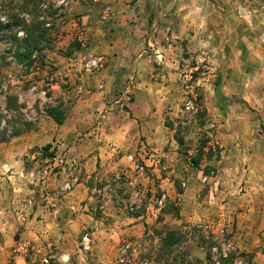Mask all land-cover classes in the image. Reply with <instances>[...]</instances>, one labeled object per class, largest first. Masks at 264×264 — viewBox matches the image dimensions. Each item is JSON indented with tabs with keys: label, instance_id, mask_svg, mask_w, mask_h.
<instances>
[{
	"label": "rangeland",
	"instance_id": "1",
	"mask_svg": "<svg viewBox=\"0 0 264 264\" xmlns=\"http://www.w3.org/2000/svg\"><path fill=\"white\" fill-rule=\"evenodd\" d=\"M75 3L0 0L4 25L0 30V142L19 132L16 123L37 122L50 107H58L65 118L62 106L71 101L77 104L79 97L72 95L68 73L78 65L69 63L87 50L88 42L79 20L70 15ZM179 6L189 11L182 17L187 26L182 33L177 31V37L156 44L164 59L148 57L146 45L135 53L134 61L148 67L152 82L160 85L154 91L156 100L163 84L171 95L165 102L166 123L181 139L182 159L174 174L157 177L137 161L138 172L116 177L115 192L127 198L130 213L141 214L150 194L157 208L154 213L151 210V220L138 236L120 242L118 263L221 264V257L234 253L233 264H264V217L249 206L253 194L243 188L253 179L245 175L241 182L223 169L228 166L225 161L230 168L243 169L254 163L255 154L264 152V0H181ZM37 23L47 29L40 44L46 48L34 53L31 65L21 63L18 46L27 38V29ZM9 24L14 26L6 27ZM79 42L82 47L77 49ZM107 57L102 52L82 54L81 70L75 72L101 71ZM98 58L99 65L89 69L87 63ZM169 70L177 73L175 78ZM129 84H136L135 79L133 84L128 79ZM204 142V155L197 165L193 159ZM48 156L42 152L37 170L42 181ZM4 167L0 146L1 175ZM237 184L242 188L226 189ZM163 186L175 188L176 196L168 195ZM8 227L9 233L13 227ZM169 229L182 235L171 249L164 242ZM210 253L213 263L207 257ZM0 264L17 262L13 255L0 253Z\"/></svg>",
	"mask_w": 264,
	"mask_h": 264
},
{
	"label": "crops",
	"instance_id": "2",
	"mask_svg": "<svg viewBox=\"0 0 264 264\" xmlns=\"http://www.w3.org/2000/svg\"><path fill=\"white\" fill-rule=\"evenodd\" d=\"M180 3L76 0L70 15L77 17L88 42L87 50L69 63L78 65L68 73L72 95L79 97L77 104L62 106L66 117L61 124L43 110L37 122L16 123L19 132L0 142L5 166L4 175L0 173V239L6 237L0 253L13 255L17 264H120V242L138 236L149 224L151 210H157L153 196L141 214H132L127 198L115 192L113 184L121 174L138 172L137 161L157 177L179 171V141L166 123L165 102L171 95L163 84L156 100L154 91L160 85L152 82L148 67L135 64L134 55L149 39L160 45L166 37H177L178 30L182 33L187 26L182 17L189 11ZM95 52L108 55L105 68L75 72L81 70L82 54ZM169 71L175 78L177 73ZM128 79L136 84L127 85ZM46 145L48 151L66 155V173L78 179L64 195L57 194L64 180L60 171H47L43 181L37 173ZM253 160L243 169L230 168L225 161L228 166L223 169L241 182L245 175L252 177L243 188L253 194L249 206L262 213L264 152ZM164 188L176 196L175 188ZM236 188L242 187H226L229 192ZM8 225L13 227L9 233ZM85 238L90 249L84 247Z\"/></svg>",
	"mask_w": 264,
	"mask_h": 264
},
{
	"label": "trees",
	"instance_id": "3",
	"mask_svg": "<svg viewBox=\"0 0 264 264\" xmlns=\"http://www.w3.org/2000/svg\"><path fill=\"white\" fill-rule=\"evenodd\" d=\"M35 1V0H34ZM14 24H9L6 27H13ZM4 27L2 23H0V30ZM28 36L25 40H23L20 45L18 46L17 50V58L18 61L21 63L28 62L29 65H31L33 62V55L36 52H40L45 50L46 47L41 46V42L46 38L47 35V29L44 27L42 23H37L34 25L33 29H27ZM82 47V43H78L76 45L77 49H80ZM14 98V97H13ZM15 102V101H14ZM47 113L49 116L53 117L56 122L59 124L63 123L64 113L61 111L58 107H50L47 109ZM181 142V139H179ZM206 145V142H204L203 146L200 148L199 153L194 157L193 162L197 165H199L202 161L203 155H204V147ZM50 149V145H46L44 147V154L45 155H55L54 151H48ZM181 232L176 230H167L166 236L164 238L165 246L171 249L174 245L179 243L181 241ZM208 260L211 259V253L208 254ZM235 258L234 253H231L228 255V257H221V264H233V260ZM212 262V261H211ZM213 263V262H212ZM215 264V263H214Z\"/></svg>",
	"mask_w": 264,
	"mask_h": 264
},
{
	"label": "built area",
	"instance_id": "4",
	"mask_svg": "<svg viewBox=\"0 0 264 264\" xmlns=\"http://www.w3.org/2000/svg\"><path fill=\"white\" fill-rule=\"evenodd\" d=\"M144 53L146 55H148V57H152V55H156V58L158 60L164 59V55L163 53L159 50V48L157 47L156 43L152 40L149 39L147 41V48L144 51ZM101 61L100 58L98 59H91L88 63L87 66L89 69L93 68V67H97L99 65V62ZM102 86V85H101ZM46 163H48L44 169V176H43V180H45V175L48 173L47 171L52 170L54 167H59V171L60 173L64 176V180L61 182V184L58 187V195H64L66 193H68L69 191H71L75 185L78 183V179L77 178H73L71 177L69 174H67V170H66V163H67V157L65 154L63 155H49ZM141 169H143V167H141ZM159 203L162 204L163 203V199L159 200ZM90 241L88 240V238L84 239V247L85 249L90 248Z\"/></svg>",
	"mask_w": 264,
	"mask_h": 264
}]
</instances>
